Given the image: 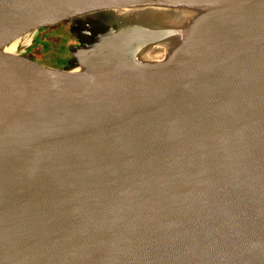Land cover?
<instances>
[{"label": "water", "instance_id": "obj_1", "mask_svg": "<svg viewBox=\"0 0 264 264\" xmlns=\"http://www.w3.org/2000/svg\"><path fill=\"white\" fill-rule=\"evenodd\" d=\"M0 264H264V0H0Z\"/></svg>", "mask_w": 264, "mask_h": 264}, {"label": "rangeland", "instance_id": "obj_2", "mask_svg": "<svg viewBox=\"0 0 264 264\" xmlns=\"http://www.w3.org/2000/svg\"><path fill=\"white\" fill-rule=\"evenodd\" d=\"M71 26V21H64L51 27L39 29L34 34L35 41L33 40L32 47L27 50V52L29 51L28 54L45 63L52 65L61 64L62 60L54 62L52 59L56 61L57 59L67 60L72 54L71 48L77 45L76 35L73 33Z\"/></svg>", "mask_w": 264, "mask_h": 264}, {"label": "bare ground", "instance_id": "obj_3", "mask_svg": "<svg viewBox=\"0 0 264 264\" xmlns=\"http://www.w3.org/2000/svg\"><path fill=\"white\" fill-rule=\"evenodd\" d=\"M149 10L155 11V8H151ZM202 12H204L203 11V8L201 6H198V4H192L191 6H189L187 4L186 5H181L180 7H177L176 9H174V12H170L169 11L168 24H169V26L170 25L173 26L174 29H181V28H183V27L186 26L185 25V21L186 20L196 18L197 15L200 14V13H202ZM46 33H48V32H46ZM20 40L21 39L16 40L14 43L11 44V46L8 49L10 51H12V52H15L16 49L18 48V46L19 45H22V44H20ZM25 43H27V42H25ZM161 55H163V51H162L161 47L160 46H156V47H153L152 48V51H149V53H147L146 55H144V58L147 59L148 57H150V59L151 58L153 59V58L160 57Z\"/></svg>", "mask_w": 264, "mask_h": 264}, {"label": "flooded vegetation", "instance_id": "obj_4", "mask_svg": "<svg viewBox=\"0 0 264 264\" xmlns=\"http://www.w3.org/2000/svg\"><path fill=\"white\" fill-rule=\"evenodd\" d=\"M64 21H69L68 19H61V20H59L57 23L59 24V23H62V22H64ZM56 23V24H57ZM56 24H54V25H56ZM54 25H52V26H54ZM49 27H51V26H49ZM45 28H47V27H45ZM40 29H42V28H40ZM39 30V29H38ZM38 30H36V31H34V32H32V33H30V34H28V35H26V36H24L23 38H21V40H20V44H22V45H19L18 46V51H17V53H19V54H21V55H23V56H25V57H27V58H29L30 60H33L34 62H36V63H39V64H42V65H44V66H47V67H52V68H64V67H67L68 65H69V63H70V61L72 60V58H73V54H71V56L67 59V60H65L64 61V59H57V61L56 60H54V59H52V61H54V62H60V60H62L63 62L60 64H56V65H52V64H49V63H45L44 61H42V60H37V59H35V57L34 56H32L31 54H28L27 53V50L28 49H30V47L33 45V40H34V37H35V32H37ZM76 38V40H77V45H81L82 44V42H81V40H80V38L78 37V36H76L75 37ZM25 42H27V43H25ZM25 43V44H24ZM24 44V45H23ZM27 53V54H26ZM71 53H72V51H71ZM51 60V59H50ZM65 63V64H64Z\"/></svg>", "mask_w": 264, "mask_h": 264}]
</instances>
